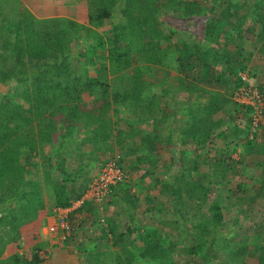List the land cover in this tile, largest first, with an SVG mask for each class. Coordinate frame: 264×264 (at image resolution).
<instances>
[{"label":"trees","instance_id":"trees-1","mask_svg":"<svg viewBox=\"0 0 264 264\" xmlns=\"http://www.w3.org/2000/svg\"><path fill=\"white\" fill-rule=\"evenodd\" d=\"M261 1L205 2V44L188 42L191 35L187 29L178 33L175 39L176 44L182 43V47H178L184 54L179 59L180 70L187 77L179 76L178 91H173L174 94H182L185 90L190 95L193 93V88L184 87L187 80L193 84L199 81L209 86L229 84L231 99L228 98L227 101L240 113L248 114L232 100L233 91L239 85L238 73L248 71L244 60L239 55L236 57L233 50L237 52V48L234 49L233 46L236 42L234 39L246 41L249 38L250 31L243 27L246 17L254 18L252 22L256 20V24L261 22L258 20L260 16L263 17ZM86 4L88 24L84 25L67 18L38 19L31 11H23L18 0H0V81L5 84L10 81L22 84L16 90L19 92V101H15L9 94L0 93V264H42L40 251L46 242L30 248L26 253L20 252L23 241L19 234V215L25 223L35 217L39 201L34 199L43 189L40 185L42 173H50L44 170L47 165L53 163L54 170L59 173L58 179L51 178L54 180V194L60 209L70 208L83 196L91 183L92 179L83 176L88 165L77 172H67L68 161L62 156L63 152L71 150L66 138L73 139L80 127L85 130L87 141L92 145L91 155L98 158L106 154L100 162L101 167L103 162L113 157L114 152L120 154L117 148L112 147V142L116 140L117 147L124 149L123 141L134 137L133 122L136 123L143 117L152 119L155 135L143 138L139 151L146 148L154 153V144L160 140L156 134L159 133L160 122L164 123V116L156 115L160 110L158 97L143 95L148 88L146 78L151 74V66L165 69L170 66L166 62L169 58L172 60L173 56L169 55L168 47L163 48L151 37H159L164 33L163 23L159 19L162 8L171 9L178 5L185 12V17L191 18L200 16L203 7L196 0H167L163 4L160 0H86ZM223 6L226 7L221 11ZM232 6L233 9L246 8V15L234 21ZM217 11L219 12L214 14ZM115 13L121 15L122 21L108 25L107 21ZM229 27H234V39L227 33ZM262 30L264 32V26ZM165 37V40H169V37ZM221 38L224 40L222 44ZM191 39L194 40L195 37L192 36ZM258 39L264 40V36L259 35ZM74 41L87 44L88 48L80 54L85 55V68L92 67L94 76L87 69L83 73L77 72L69 62L71 56L75 55L71 46ZM131 45H137L136 62L139 64H135L131 55ZM97 47L99 54L95 52ZM261 48L264 50V42ZM127 70L131 74L120 81L119 75ZM110 82L116 86L113 87ZM91 95H95V98L86 106L85 101ZM210 97L207 104L200 107H195L194 104L189 106V118L181 121L177 129L182 135H194L198 149H206L213 134L224 123L213 119V115L219 111V105L214 96ZM112 105L115 106L114 109H111ZM119 108L126 110L131 116V119H126L128 128L123 132L118 128L121 120L117 115ZM249 110L248 108L247 111ZM112 111L115 114L112 115ZM59 123L63 124L65 133L47 154L45 145L52 143L51 134L60 129L57 126ZM248 125L250 136L249 118ZM81 145L77 143L75 148L79 149ZM37 158L39 161H35ZM144 159L145 156L139 157L140 162ZM197 159L199 156L194 159L191 155L180 154L181 166L174 169L177 166L174 164L165 171V183L159 187L158 193L174 198L175 210H170V218L168 212L153 208L149 212V218L156 220L159 227L148 224L137 225L136 229L129 224L123 232L118 230L115 223L108 221L98 238L91 241L89 246H94L95 249L96 242L103 240L108 248V241L112 240V244L119 246L120 250H94L80 242L85 253L84 264H174L170 254L177 250V245L182 248L184 242L189 240V256L199 262L212 264L217 254L228 248V243L222 230L225 225L224 206L218 196L210 200L209 195L213 187L218 194H223L226 189L227 199L232 202L231 194L234 189L228 176L240 170V162H233L232 158L217 161L216 178H208V186L205 184L207 179L193 178V174H199ZM119 161L122 164L121 158ZM39 165L43 166V172L34 173L35 176L32 177L30 168H37ZM78 182L83 183L80 190L76 191L72 185ZM125 183L112 187L108 199L112 198L113 201L109 204L116 201L121 187L126 195L124 198L129 204L132 203L129 191L123 187ZM153 187H150L151 191L158 189L157 186ZM235 187L237 191H245L243 182ZM261 189L264 191V186ZM108 199L101 204L108 202ZM94 206L98 205L93 201H85L68 215L69 222L72 224L73 218L85 210L89 213L87 220L91 218L93 224L97 223L92 219L97 213ZM87 220L81 218L80 224L71 227L70 234L77 232ZM164 224L180 234L184 233L186 238L181 239L178 244L173 241L164 242ZM260 227L263 228V225ZM189 234L192 239L188 237ZM139 239L142 240V245L136 247L135 241ZM256 239L260 242L257 243ZM251 243L258 255V264H264V237L261 235L257 238L255 235ZM9 244L10 254L3 258L4 249ZM240 244L232 258L253 254L247 252L250 248H247L246 242L242 241ZM217 264L230 263L224 261Z\"/></svg>","mask_w":264,"mask_h":264},{"label":"crops","instance_id":"crops-1","mask_svg":"<svg viewBox=\"0 0 264 264\" xmlns=\"http://www.w3.org/2000/svg\"><path fill=\"white\" fill-rule=\"evenodd\" d=\"M18 1L23 11H31L32 14L38 19L71 18V20L77 21L78 23H85L80 15L78 16L73 13V10H75L77 7V2L81 4V2H84V0H60L59 7H52L48 10H36V8L28 5L27 0ZM85 6L87 5L85 4ZM261 12L264 13L263 10H261ZM85 17L87 21V12ZM262 18H264V16L258 20L263 22L264 20ZM252 20V17H248V19L246 18L245 23L248 21L249 23L255 25V22L257 21L255 20L252 22ZM192 36L193 35H191V37ZM191 37H188L191 40L188 42L193 43L192 41L197 42L198 40V42H200L202 45L205 44L204 36H202L201 39L195 38L194 40H192ZM234 40L236 41L233 46L234 49H236V47H238L241 43L242 48H244V44H246V42L237 39ZM223 41L224 40L221 38V44ZM242 50L243 49H241L242 54L243 51L247 52V54H243V60L244 63L247 64V67L250 68L256 75L255 82L259 85H264V54L262 55L261 52V55L252 54L248 48L244 49L243 51ZM233 52L236 53L237 57L238 51L235 52L233 50ZM195 62H197V60ZM195 66L197 67V65ZM226 76L229 77L228 75ZM192 84L193 83H190L187 80L185 81L184 86L186 89L187 87L193 88V93L191 95L187 92L188 90H185V92H182V94L179 95L181 98V104L179 105V109L177 108V127H175V133H173V137L169 132L170 125L160 122L159 133L156 134L160 140L154 144V153H151L146 148H144L143 151H139L142 148V139L155 135L153 126L154 120L152 119L150 120V125L148 124L145 130L141 129L142 127H139L143 123L139 124L137 122H133V132L135 135L132 137V139L129 138L127 141H123V145L125 146L124 149L117 147L116 140L112 142L113 147L120 151L122 165L128 174V180L123 187L129 191L131 202L133 204H129V202L124 198L126 195H124L121 187L119 188L120 190L118 189L119 192L117 193L118 195L115 198L116 201L113 204H109V202L113 201V199L110 198L108 199V202L94 207L98 213L99 209H104V214L101 213V215L107 216V214H109V217L111 216L112 218H110L109 221L115 223L119 230L122 225L121 217L123 216V211L126 212L130 219L137 217L142 218L145 216V226L148 225L147 219H150L149 212H151L153 208H160L166 212H169L172 208L175 210V202L173 201L174 198L161 195L158 193V191L159 187H162L164 185L163 183H165L164 177L166 169L170 168V166L174 164H177L174 169L181 166L180 154L191 155V157L194 159H196V156H199V159H197L199 174H197L196 177L195 174H193L194 179H215V163L217 161H225L232 158L233 162H240L238 165L240 168L239 172L241 173L243 169H245L248 174V177H246L247 180L253 178L251 183L256 185V191L248 197V200L252 202H264V191H261V186H264V134L256 135V137L251 140L248 131V115L245 112L240 113L237 108L235 109V106L230 101H227L228 98L231 99V96H229V92H231L229 84H225L224 86H209L199 81L198 83L194 82V84ZM210 96H214L218 101L217 104L219 105V111L213 115V119L216 121L222 120L224 123H221L219 131L213 134L211 143L207 145V148L198 149L197 139L194 135H182L177 129L181 125V121H185L189 118L187 114L188 107L192 104H194L195 107H200L204 104H207L209 102V98H211ZM174 114H172L173 118ZM129 119L131 118L129 117ZM113 121H115V119H113ZM120 122L118 124V128L123 132L128 128V124L125 122L126 126L123 127L122 123L124 121ZM175 135H177V137ZM74 150L79 151H75L79 155L83 151L82 156H78L76 153V156L73 158V154L71 155V153L66 152L70 158H68L67 161H72V166L74 167L75 172L79 170V168L76 166L78 163L76 162L75 158L80 157L81 159H84V161L81 163L82 165L88 160L86 163L88 165L86 169V172L88 173L87 177H93V173H95L96 176L100 166L97 163L98 158L91 155L92 145L90 144V149L87 150H83V147H80L79 149L75 148ZM84 152L88 153L86 154ZM140 156H145V159L143 161L141 160V162L139 161ZM63 157H65V155ZM73 163H75V165H73ZM67 172H72V170L70 171L67 167ZM253 174L255 175L254 177L252 176ZM231 176L232 175L228 176V179ZM51 177L58 179L59 173L55 170L53 171V175L51 172L49 175L45 174L44 172L42 173L40 185L43 187V189L38 195H36V198L34 199L36 202L39 201V205L36 206V215L33 220L25 223L22 220L21 215H19V234L22 241L24 242L26 237H30V240H32V242L28 241L26 242V245H22L20 252L26 253V251H29L30 248L35 247L42 242H46L47 244H45L43 250L40 251V255L43 260L42 264H84L85 253L83 252L80 244L82 241L80 239V236H82L80 235V232H74L72 235L70 234L65 241L50 239L46 234V226L47 224L50 225L52 220H55V212L58 209L53 189L54 180H52ZM243 183L246 184V182ZM81 186V182L72 185L76 191L80 190ZM153 186H157L156 188L158 189L151 191L150 187L153 189ZM216 187H218V185H216ZM81 218L87 220L89 218V213L83 210L80 214H77L72 220V227L75 224H80L79 220ZM152 221L150 219L151 225L153 224ZM106 225L107 224H105V227ZM171 231L175 232V230ZM100 241L101 240H98L96 242L99 248L100 244L101 246L105 244L103 240L101 243ZM84 244L88 245V247H91L87 242H84ZM10 250L11 247L9 244L4 249L3 258L10 254Z\"/></svg>","mask_w":264,"mask_h":264},{"label":"rangeland","instance_id":"rangeland-1","mask_svg":"<svg viewBox=\"0 0 264 264\" xmlns=\"http://www.w3.org/2000/svg\"><path fill=\"white\" fill-rule=\"evenodd\" d=\"M59 1L60 0H27L28 5H31L33 8H36V10L39 9H44V10H48L52 7L57 8L59 7ZM167 0H160V2L166 3ZM183 1H193V0H183ZM199 1V3H201L200 5H203L202 10H201V14L200 16H194V17H185L184 15V11L182 10V8H178V5H175L173 8H162L161 10V14H160V21L163 23V30L164 33L162 34V36L156 37L153 36L151 37V39H154L153 41H158L159 44L163 47L166 48L168 47L169 50V55L173 56V59L171 60L170 58L168 59V61L166 63H168L170 66L167 68H163V67H157V66H151L150 67V73L149 76H147L146 80L148 83V88L145 90L144 92V96L145 97H150L152 95H155L158 97L159 99V113H157L156 115H158L157 117H161L164 116V124H169L170 125V130L169 132L175 133V127H177V108L179 109V105L181 104V98L179 97V95H181V93H176L174 94L173 91H178L176 89H178V83H179V76L181 77H187L184 76V74L182 73V70H180L181 65H180V56L184 57V54L181 53V50L178 49V47H182V43L180 44H176L175 39L176 37H178V33H182L183 31H185L187 29V31L193 35V37H195L196 39H201L203 34H204V29H205V22L206 20L203 18L206 13L207 10H205L204 5H206V1L208 0H196ZM230 1V0H229ZM86 1L84 0V2H81V4L79 2H77V7L75 10H73V13H75L76 15H80L83 20H84V25H87L88 22L86 21V17L85 14L87 12V6H85ZM227 4V3H225ZM224 4V5H225ZM87 5V4H86ZM228 5V4H227ZM261 5H262V10L264 11V0L261 1ZM226 6H223L222 10L223 11ZM219 10V9H218ZM231 10H233V20L236 21L238 19V17H244L246 15V11L247 9L245 8H236L233 9V6L231 7ZM72 12V11H71ZM219 11L215 12L214 14H217ZM262 16H264V13L261 14ZM120 14H116L114 15V17L111 20L107 21V24L110 25L113 22H121L122 18L120 17ZM74 18V17H73ZM248 19V17H246ZM261 18V16H260ZM71 19V18H70ZM254 19V18H253ZM264 20V18H262ZM261 19V20H262ZM246 20V19H245ZM262 22V21H261ZM257 23V24H251L247 21V23H245V25L243 26L245 30L250 31L249 34V38L247 39L246 44H244V48H242V43L236 47L237 48V53L240 56L241 59H243V54H247V52L243 51L244 49H249L250 52H252V54L255 55H261L260 52L262 53V55L264 54V50L260 49V45L263 44L264 40L262 39H258L259 35H263L264 36V32L262 30V27L264 25H262V23L264 24V21L262 23ZM82 24V23H80ZM250 25V26H249ZM249 26V27H248ZM258 27V28H257ZM228 34H230V36L234 35V27H229L228 28ZM261 33V34H260ZM233 34V35H232ZM169 37V40H165L166 37ZM158 39V40H157ZM151 41V40H150ZM198 41V40H197ZM255 44V46H254ZM177 45V46H176ZM72 50L74 52L75 55L71 56V58L69 59V62L71 63V65L74 67V69L77 72H81L83 73V71H85V69H87L89 71V74L94 76V70L92 69V67L89 68H85V59L84 56L85 55H81L80 53L88 48L87 44L84 42L81 43H76L75 41L72 43ZM131 49V55L134 57V60L136 62V57H137V45H131L130 47ZM241 49H243V54L241 52ZM95 52H97L98 54L100 53L99 48H95ZM92 56V55H91ZM95 58V57H94ZM179 61V62H178ZM135 64H139V62L135 63ZM248 68V67H247ZM146 70H148V68H145ZM248 71L251 73L252 77L256 78V75L252 72V70L250 68H248ZM131 74L130 70L124 71L123 73H121V75H119V80L120 81H124L129 75ZM110 84L115 87L116 84L113 82H110ZM21 83H16L15 81H10L9 83H2L0 81V93L2 95H10L13 96L15 101H19L20 100V96H19V92L17 93V88L21 87ZM114 89V88H113ZM95 98V95H91L87 98V100L85 101L86 106H88L90 104V102ZM115 106L112 105L111 109H114ZM175 113V114H174ZM111 114H115L114 111L111 112ZM172 114H174V118L172 116ZM118 117L121 118L120 121H124L122 123L123 127L126 126L125 122H127V118L131 117L130 114L126 111V110H122V108H119L118 113H117ZM63 123V122H61ZM61 123H59L57 126L60 127V129L57 132H54L53 134H51V137L53 139L52 143L50 144H46L45 145V153L49 154L51 152V150L53 149V145H57L60 140H61V136L64 135L65 130L63 128V124L61 125ZM137 123H143L142 125H140L139 127H142L141 129L145 130L147 125H150V120L145 119L144 117L142 119H139ZM121 124V122H120ZM85 130H83L81 127L76 131V133L72 138L67 137L66 140L69 141V146H70V151H67L69 153H71L72 158L76 156V153L79 152L77 150H74L76 147L77 143H81L83 146V150H87L90 149V144L87 141V136L84 132ZM177 137V135H175ZM86 137V138H85ZM112 145V144H111ZM113 147V145H112ZM77 151V152H75ZM84 153H88V152H84ZM78 154V153H77ZM82 153H80V155L78 154V156H82ZM68 159L69 155H67L66 152L62 153V156H64ZM106 154H102L101 156L98 157L97 159V163L98 165H100V162H102L105 158ZM70 159V158H69ZM76 162L78 163V165L76 164V166L79 168V170L83 167H85L88 162H84L85 164H81L84 159H81L80 157H76L75 158ZM35 161H39V159H35ZM41 162V161H40ZM96 163V164H97ZM73 165H75V163H73ZM82 165V166H81ZM67 167L69 168V170L72 172H75L74 167L72 166V161L69 160ZM76 167V168H77ZM71 168V169H70ZM77 168V169H78ZM32 171V177L35 176L33 175L34 173H38V172H43V166L39 165L37 168H30ZM44 170H47L49 172L52 173L53 175V171H54V167H53V163L50 165H47L46 168ZM100 170V169H99ZM245 171V172H244ZM99 172V171H98ZM87 172L83 175L84 178H88L93 179L95 177V173H93L92 175H94L93 177H87ZM197 176V173H195V177ZM253 177L255 176L254 174L252 175ZM248 174L247 171L245 169H243V171L240 173L239 171L235 174H233L229 179L231 180V186L233 187V194H231V196H233L232 198V202L228 201L227 197H228V192L225 189L223 194H218L217 192H215V189L213 187V190L211 192V194L209 195V199L212 200L215 196L219 197L221 200L220 202L222 203V205L224 206V212H225V220H224V227H223V234L224 237L228 243V248L227 249H222L219 254H217L218 256L216 258L213 259V263L212 264H217L219 262H227L230 264H258V255L256 253V251L253 248L252 245V238L257 235V238H259V236H263L264 237V202H252L248 200V197L250 195H252L255 191H256V185H254L253 183H251V181H253L252 179L247 180ZM207 179V178H206ZM205 179V180H206ZM84 182V181H83ZM82 182V183H83ZM242 182H246L245 184V191L244 192H240L237 191V187H235L238 183H242ZM205 184H207L209 186V182L208 179L207 181H205ZM263 186V185H262ZM261 186V187H262ZM261 191H263L261 189ZM235 193V195H234ZM229 203H231V205H229ZM207 205V204H205ZM206 207V206H205ZM228 209V210H225ZM145 211V210H144ZM146 212V211H145ZM98 213V212H97ZM104 214V209H99V213L95 214L92 216V219H95L97 221V223H92L91 218L89 220H87L86 222L82 223L83 227H80L78 229L77 232H80V240L81 242H87L88 244H91L95 238H98V236L100 235L101 229L103 226H105V224L108 223L109 219L111 218V216L109 217V214H107V216H103L101 215ZM169 218L171 217V212L169 211ZM122 217H121V230L123 232V230L126 229V227L129 224H132L131 226L136 227V229L138 228L137 225H144V222L146 221V217L143 216L142 218H134V220H130V218L127 216L126 212L123 211L122 212ZM148 215V214H147ZM112 219V218H111ZM101 220L103 222H101ZM148 224H150V219H147ZM152 221V220H151ZM54 221L52 220V223ZM50 223V224H52ZM154 226H158L157 221L153 220L152 221ZM151 225V224H150ZM259 225V227H257ZM260 225H263V228L260 227ZM48 226V224H47ZM46 226V228H47ZM70 226L72 227V224L70 223ZM162 227H164V231H163V240L164 242L168 243L169 242H175V243H179V241L181 239H185L186 236L184 233H179V232H174L171 231L173 229L168 228V226H164L162 225ZM160 227V228H162ZM262 228V230H261ZM135 229V228H134ZM119 230V229H118ZM170 230V231H169ZM260 230V231H259ZM259 231V232H258ZM258 232V233H257ZM83 233V234H82ZM192 233V232H191ZM180 234V236H179ZM259 235V236H258ZM188 237L190 239H192L191 234L188 235ZM32 242V240H30V237H26L25 241L22 243V245H26V242ZM102 241V240H101ZM100 241V243H101ZM242 241L247 244V248H250L249 250H247V252H252L253 254L251 255H246V256H235L234 258H232L233 254H236V252L239 250L238 247H240V243H242ZM257 243L260 242L258 239H256ZM109 243V247L107 248L106 245H102L100 244V248L98 247V245H95V249L96 250H100V251H106V252H117L120 250L119 246H114L112 244V240L108 241ZM190 240L184 242V245L181 246L177 245V250L174 251V253L170 254V258L174 261V264H206L203 261H198L195 258H192L189 256V254L187 253V249L190 246ZM142 245V240H136L135 241V246H141ZM94 249V246L89 247V249ZM94 249V250H95ZM22 251H26V250H22ZM230 255V256H228ZM195 262V263H194ZM145 264H148L145 262Z\"/></svg>","mask_w":264,"mask_h":264},{"label":"built area","instance_id":"built-area-1","mask_svg":"<svg viewBox=\"0 0 264 264\" xmlns=\"http://www.w3.org/2000/svg\"><path fill=\"white\" fill-rule=\"evenodd\" d=\"M237 77L239 85L233 91L232 100L248 112L250 138L252 139L256 135L264 134V85L257 84L248 71L239 72ZM248 108L249 111H247ZM120 158V154L114 152L113 157L103 162L98 174L92 179L83 196L75 201L70 208L56 210L54 222L46 228V234L50 239L65 241L71 233L68 215L75 208L81 206L85 201H93L100 205L109 198L113 186L127 181L128 174L119 161Z\"/></svg>","mask_w":264,"mask_h":264}]
</instances>
